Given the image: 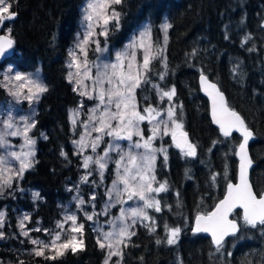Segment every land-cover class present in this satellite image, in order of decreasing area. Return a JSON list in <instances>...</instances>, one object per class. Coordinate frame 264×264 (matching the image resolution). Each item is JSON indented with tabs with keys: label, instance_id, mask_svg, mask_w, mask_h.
Instances as JSON below:
<instances>
[{
	"label": "trees",
	"instance_id": "1",
	"mask_svg": "<svg viewBox=\"0 0 264 264\" xmlns=\"http://www.w3.org/2000/svg\"><path fill=\"white\" fill-rule=\"evenodd\" d=\"M11 2V11L18 16L6 27L12 29L15 54L0 65V70L7 65L22 73L39 70L48 91L40 96L33 118L36 125L30 131L36 140L34 166L19 180L20 192L10 188V196L5 193L0 198V210L6 213L0 257L19 258L25 264H103L106 252L98 246L88 220H83V250L75 254L67 251L55 261L29 255L32 245L21 238L18 229V214L23 211L30 217L32 229L42 230L33 234L45 236L43 229H55L82 175V157L73 143L76 133L71 123V112L80 104V96L67 79L66 65L84 0ZM116 7L122 12L120 26L110 32L107 41L114 48L124 45L143 23L151 24L154 43L162 45L160 25L165 20L173 25L164 46L167 69L154 61L152 80L161 87L175 86L174 103L183 105L177 112L182 113L184 130L198 145L195 158L183 157L177 148L169 150L167 166H162L159 158L157 176L169 184V191L161 194V205H171L172 210L163 208L158 212L155 232L143 225L136 227V235L123 248L122 264H264V235L258 229H242L226 240L220 252L209 237L192 232L195 215L211 211L224 196L225 171L231 182L236 181L234 153L241 142L239 135L225 138L213 126L208 100L198 84L201 70L218 84L228 104L253 131L251 181L258 195L264 190V0H125ZM246 36L251 37L247 42ZM193 49L198 50L197 55L186 56ZM237 64L239 69L233 72ZM160 71L167 72L164 81L159 80ZM137 94L139 97L140 90ZM147 94L153 105L160 104L150 87ZM6 99V92L0 88V103ZM214 141L220 142L213 147ZM62 151L66 156L61 155ZM187 169L191 171L186 175ZM214 173H220L215 183L211 181ZM29 192L39 193V199L34 200ZM102 197V187H98L99 206ZM178 202L182 207L177 208ZM165 223L182 229L176 245L156 243L166 238Z\"/></svg>",
	"mask_w": 264,
	"mask_h": 264
},
{
	"label": "snow or ice",
	"instance_id": "2",
	"mask_svg": "<svg viewBox=\"0 0 264 264\" xmlns=\"http://www.w3.org/2000/svg\"><path fill=\"white\" fill-rule=\"evenodd\" d=\"M124 3L125 0H86L82 9L83 31L78 34L76 43L69 50V60L66 65L67 68L74 69L67 75L68 81L75 85L73 91H78L81 96L95 101L87 111L84 109L83 101L72 110L74 125L78 123L77 118L81 113L86 117L85 120L79 121L84 132L80 135V139L73 143L81 153L86 148H90L95 153L101 144L104 145L102 154L98 153L95 159L91 155L84 157L83 167L88 169L90 164L96 165L95 171L103 181L108 165L113 164L115 179L107 193L109 200H112L113 193H115V203L125 204L133 201L136 205L127 209L121 208L119 216L115 217L119 224L111 222L112 230L110 231H104L97 221V226L93 230L97 233L98 246L102 250L107 249L104 264H109L113 256L119 257L115 264H122L123 247H127L131 237L136 235L131 229L138 221L142 224L144 221H150V224H143V226L152 232L156 231L153 226L155 217L149 214L148 209L154 212H161L163 208L172 210V206L166 203L162 208L161 199L157 198L159 193L169 191L168 181L161 182L156 177L158 154L163 157L162 166H167L168 161L163 136L170 135L172 144L180 149L185 157H197L198 148L196 143L190 141L188 132L184 130L182 113L177 112V109H183L182 103H169L168 107L161 110L150 102L151 96L147 94L150 87L159 101L166 99L171 102L176 96L174 85L167 88L161 87L159 83L153 82L151 75L154 73V61H159L162 68L167 69L164 45L168 41V30L173 27L170 22L165 20L160 25L164 33L163 45L154 43L152 26L146 24L133 35L124 48L115 52L114 61L100 57L89 60L88 53L91 45L95 46L92 49L94 53L108 52L109 34L119 28L122 17V12L116 6ZM11 8V0H0V27H3L5 21L15 19L16 13L12 12ZM6 32V35H0V59H7L15 54V41L11 37V27L7 28ZM100 37L104 38V47H101ZM225 38L227 39V36ZM249 39L251 37L246 36L244 41L247 42ZM197 52V49H193L186 56L195 57ZM238 69L239 64L234 66L232 71L236 72ZM93 70H95L94 73ZM158 75L159 80L164 81L167 72L160 71ZM200 84L212 99V117L223 136L231 137L235 131L242 137L234 153L239 158L237 182L232 183L228 179L226 170L223 174L227 182L223 199L215 204L213 210L198 212L195 217L193 232L209 234L216 251L220 252L224 247L225 239L236 237L242 229H258L264 235V190H261L258 195L249 179V170L253 161L248 145L249 141L254 138L253 131L247 126L240 113L228 104L217 84L209 81L203 70H201ZM0 88L5 89L16 103L23 100L30 103L37 102L40 96L48 91L47 85L40 78L39 70L26 74L18 70L14 71L12 66L0 71ZM137 90H140L139 97ZM12 111L13 109L8 107L0 113L5 117L0 120V125H2L0 126V148L5 149V154L0 155V196L3 195L5 189L12 187L14 179L17 181L23 179L24 172L32 168L35 163L36 140L29 135V132L35 128L36 122L30 116H20L16 119ZM145 124L148 126V135H145V128L142 127ZM93 133L96 135L93 136ZM8 137L22 138L20 151L7 150ZM105 137L110 139L106 141ZM134 137H136L135 140ZM158 138L161 143L159 147H156L154 145ZM120 141H127V146L119 143ZM219 142L214 141L213 147ZM113 153L115 158H113ZM61 155L66 156V153L62 151ZM13 162L18 163L15 169L10 166ZM190 171L187 169L186 175ZM219 175L220 173H214L211 181L215 183ZM81 179L87 182L88 175ZM154 184L157 186L153 187ZM124 194L127 195V200L123 199ZM176 195L179 196V193L177 192ZM33 199H39V193H33ZM76 199L80 205L89 203L83 198L77 197ZM91 200H95V195L91 197ZM111 206V204H106L105 207ZM92 207L95 208V205L93 204ZM180 207L182 204L178 202L177 208ZM237 209L241 211L237 212ZM80 210L83 211V209ZM94 215L99 214L84 212V216L89 221L93 220ZM5 216L6 213L0 211V229L4 227ZM128 217L132 218L131 223ZM28 219H30L28 215H23L18 227L20 234L28 237L30 243L35 246L29 255L55 261L64 256L67 251L75 254L78 250H83L84 224H77L78 217L75 213L66 214L63 221H57L55 229H43L50 237L47 241L30 237V231L40 232L42 230L39 227L28 230L25 224ZM68 221H71V227L65 230L64 224ZM164 227L166 238L164 241L157 239L156 243L176 245L182 229L169 227L167 223ZM2 239H5V233L0 231V240ZM228 255L230 256L231 252ZM19 264H25V262L20 261Z\"/></svg>",
	"mask_w": 264,
	"mask_h": 264
},
{
	"label": "rangeland",
	"instance_id": "3",
	"mask_svg": "<svg viewBox=\"0 0 264 264\" xmlns=\"http://www.w3.org/2000/svg\"><path fill=\"white\" fill-rule=\"evenodd\" d=\"M85 4H86V0H84V2H83L82 9L84 8ZM82 16H83V11H82ZM82 16H81V20H80V23H79V28H78V31H77V34H76V40H75L74 44L77 41L78 34H80L83 31V27H82ZM9 22H11V21H9ZM164 22L165 21H163V23ZM146 24H148V23H143L141 26H139L138 29L135 30V32L131 35V37L126 41V43L124 45H122L121 47H115V48L114 47H111L108 44V42H107V48H108V52L107 53H104V54L94 53L92 51V49L95 46L94 45H91L89 47V53H88L89 60L92 61V60H95L97 57H100L101 59L114 61L115 60V52L118 51V50H121L122 48H124V46L130 41V39L133 37V35L136 34L138 32V30H140ZM97 31H99V29H97ZM5 33L7 34V32H5ZM100 41H101V47H104V38L103 37H100ZM74 44L72 45V47L74 46ZM163 44H164V33H163V37H162V45ZM139 58H140V56L138 54V59ZM68 60H69V55H68L67 62H68ZM7 67H9V65L5 66L0 71L5 70ZM14 71H16V70H14ZM69 71H74V69H69ZM94 71L95 70H93V73H94ZM30 73H34V72H30ZM86 83H90V82H87L86 81ZM72 84H73V86H75L74 83H72ZM4 91L7 94V99L5 101H3L2 103H0V113H2L8 107H11L13 109L12 115H13L14 118L18 119L20 116H30L31 119L34 120L33 118H34V114H35V108H36V105H37V103H38L39 100L37 102H32V103H30L27 100H23L20 103H16V101L14 100V98L11 95H9L5 89H4ZM78 94H79V92H78ZM79 96H80V102L81 101L84 102V109H85V111H87V109H89L95 103V101H90L86 97L81 96L80 94H79ZM158 102H160V104L158 105V107L161 110H163L166 107H168L169 106V103L175 104L174 103L175 102L174 101V98H173V101H171V102H168L166 99L164 101H159L158 100ZM4 118L5 117H3L2 115H0V120H2ZM85 119H86V117L83 115V113H81L80 116L77 118L78 123L74 125L72 123V112H71V123H72L73 130L76 133V139H75V141L76 140H79L80 139V135L84 132V128L79 123V121L80 120H85ZM0 126H2V125H0ZM142 127L145 128V135H148V126L145 124ZM29 135H30V132H29ZM92 135L95 136L96 133H93ZM108 139H110V138L105 137V140L106 141ZM135 139H136V137H134V140ZM8 141H9V146H8V149L7 150H9V151H20V145L23 142L21 137H8ZM119 143H121L125 147L128 144L127 141H120ZM160 143H161V141L158 138L156 140L154 146L159 147ZM163 144H164V147L167 148V152L168 153H169V150L171 148H176L172 144L171 136L170 135L163 136ZM103 147H104V145L101 144L100 148H98L97 149V152H95V153L92 152L90 148H86L81 153L80 150H79V148L75 145L76 151L82 157V175H81V178L83 176H85V175H88V181L87 182H83L82 179L80 178V181L75 186L74 197H73V199H72V201L70 203H68L67 205H65L63 207V210L61 212V219L59 221H63L66 214L75 213L77 215V217H78L77 224L83 223V220H87L86 217L84 216V212L86 211L89 214H94V213L95 214H99L98 216L97 215H94L93 216V220H91V221L88 220L92 224L93 229H94V227L97 226V221H98L99 222V225H101L103 227V230L104 231H110V230H112V228H111V222H115V223L119 224V221H116L115 220V217H118L119 216L120 209L121 208L127 209L129 207L136 206L133 201H128L125 204L115 203V193H113L112 200H109V197H108L107 193H108L109 189H111V187H112V181H113V179H115V167H114L113 164H109L108 165V168H107V170L104 173L103 181H101V178H100L99 174L95 171L96 165L90 164V166H89L88 169H85L83 167L84 157L91 155L95 159L98 153L99 154H102ZM34 149L36 151V146H34ZM178 150H180V149H178ZM180 153H181V150H180ZM4 154H5V149L0 148V155H4ZM112 155H113V158H115V154L113 153ZM181 155L183 156L182 153H181ZM183 157H185V156H183ZM159 158H162V161H163V157L158 154V158H157V161H156V168H157V162H158ZM10 166L13 167V169H15V167L18 166V163L17 162H13V164L10 165ZM89 173H91V174L89 175ZM156 177H157V180L159 181V178L157 176V171H156ZM93 182H95V183H93ZM18 183H19V180L18 181L15 180V179L13 180V184H12V187H11V191L12 192H15V191H18L19 190ZM104 186H105V189H104ZM156 186L157 185H155V184L153 185V187H156ZM98 187H102V195H103V197H102V204L100 206L96 202V196H97V193H98ZM9 189L10 188L5 189L3 195L6 193L8 196H10ZM18 192H20V191H18ZM33 193L34 192H29L28 194L31 196ZM163 193L164 192L159 193L157 195V198L158 199H161V194H163ZM3 195L0 196V198H2ZM93 195H95V200H91V197ZM77 197L83 198L85 201H89V203H85L83 205H80L78 203V199H76ZM123 199L124 200H127V195L126 194H124ZM93 204L95 205V208L92 207ZM106 204H111L112 206L106 208L105 207ZM80 209H83V211H81ZM147 211L149 212L150 215H152L154 217L158 214V212H154V210H152V209H148ZM25 214H26L25 211H23V212H21V213L18 214V224H19V221L22 218V216L25 215ZM131 219H132L131 217H128L129 223H131ZM5 223H6V216H5ZM5 223H4V227L2 229H0V231H4V233H5V225H6ZM150 223H151L150 221H144L143 222V224H150ZM25 224L27 225V229L28 230L32 229V226L29 225V219L25 221ZM143 224L138 221L135 224V226L131 229V231H135V229H136V227L138 225H143ZM70 227H71V221H68L67 223L64 224L65 230L69 229ZM18 229H19V227H18ZM19 233H20V229H19ZM43 234L45 236H37V235L33 234L32 231H30V237L31 238H33V239L38 238V239L47 241L50 237L46 233H43ZM96 237H97V233H96ZM21 238H26L28 240V242L30 243V240H29L28 237H24L23 235H21ZM34 247L35 246L32 245V249ZM104 250H105L106 255H107V249H104ZM46 254L50 255L51 253H46ZM117 259H119V257H116V256L111 257V259L109 261V264H115V261ZM20 261H22V260L19 259V258L3 259V258L0 257V264H19Z\"/></svg>",
	"mask_w": 264,
	"mask_h": 264
},
{
	"label": "water",
	"instance_id": "4",
	"mask_svg": "<svg viewBox=\"0 0 264 264\" xmlns=\"http://www.w3.org/2000/svg\"><path fill=\"white\" fill-rule=\"evenodd\" d=\"M16 13V12H15ZM17 13H16V17H15V19L14 20H10V21H15L16 20V18H17ZM6 22H9V21H5L4 22V25H5V23ZM4 25H3V27H0V35H6V33L5 32H3V29H4ZM15 50V49H14ZM13 56V55H12ZM12 56H9L7 59H0V65H2V64H4L5 63V61L6 60H8L9 58H11ZM201 75V74H200ZM200 75H199V77H198V84H199V88H200V91H201V93L207 98V100H208V104H209V115H210V119H211V122H212V124H213V126H215L218 130H219V133L223 136V134L221 133V131H220V128H219V126L214 122V120H213V117H212V99H211V97L209 96V95H207L206 94V92L203 90V88H202V86H201V84H200ZM209 79V78H208ZM209 81H211V82H213V83H216V82H214V81H212L211 79H209ZM217 84V83H216ZM217 86H218V84H217ZM219 87V86H218ZM219 89H220V87H219ZM220 91H222L221 89H220ZM223 92V91H222ZM224 93V92H223ZM224 95H225V93H224ZM225 97H226V95H225ZM226 99H227V97H226ZM227 102H228V100H227ZM234 134H237V135H239L240 137H241V135H240V133H238V132H233V134H232V136L234 135ZM231 136V137H232ZM224 137V136H223ZM228 138H230V137H228ZM241 140H242V137H241ZM254 140V138L253 139H251L250 141H249V145H248V150H249V153H250V156H251V158H252V155H251V151H250V145H251V143H252V141ZM236 151H237V149H236ZM236 158H237V174H238V163H239V158L236 156ZM252 161H253V158H252ZM253 166H254V161H253V164H252V167H251V169L249 170V179L251 180V171H252V168H253ZM237 182V179H236V181L235 182H232V183H236ZM252 182V181H251ZM253 184V183H252ZM253 188H254V186H253ZM225 192H226V189H225ZM224 195H225V193H224ZM224 197V196H223ZM223 197L221 198V199H223ZM220 199V200H221ZM219 202V201H218ZM217 202V203H218ZM213 209H214V207H213ZM212 209V210H213ZM237 210H239V209H237ZM236 210V211H237ZM241 211V210H240ZM195 217H196V215H195ZM195 217H194V220H193V225H192V232H193V229H194V227H195ZM231 218V217H230ZM194 233V232H193ZM194 234H202V235H204V236H206V237H209L210 238V240H211V242H212V238H211V236L209 235V234H206V233H194ZM238 234V233H237ZM229 237H227L226 239H225V242H226V240L228 239ZM224 242V243H225ZM212 245H213V247L214 248H216L215 247V245L213 244V242H212Z\"/></svg>",
	"mask_w": 264,
	"mask_h": 264
},
{
	"label": "flooded vegetation",
	"instance_id": "5",
	"mask_svg": "<svg viewBox=\"0 0 264 264\" xmlns=\"http://www.w3.org/2000/svg\"><path fill=\"white\" fill-rule=\"evenodd\" d=\"M11 22H13V21H11ZM8 23H10V22H6V23H5V25H4V29H3V32H4V31L6 32V29H7L6 25H7Z\"/></svg>",
	"mask_w": 264,
	"mask_h": 264
}]
</instances>
